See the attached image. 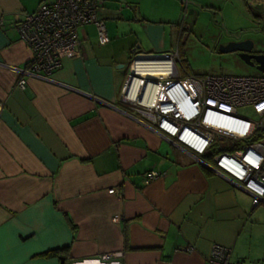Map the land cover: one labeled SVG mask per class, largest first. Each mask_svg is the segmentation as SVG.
<instances>
[{"label":"crops","instance_id":"obj_1","mask_svg":"<svg viewBox=\"0 0 264 264\" xmlns=\"http://www.w3.org/2000/svg\"><path fill=\"white\" fill-rule=\"evenodd\" d=\"M42 1L0 0V264H209L214 244L264 264V204L119 102L127 68L110 45L135 39L130 60L169 52L185 0H103L109 43L79 28L77 54L19 90L32 54L16 27ZM241 1L264 15L261 0ZM139 37L149 50L134 48ZM151 171L164 175L146 183Z\"/></svg>","mask_w":264,"mask_h":264},{"label":"built area","instance_id":"obj_2","mask_svg":"<svg viewBox=\"0 0 264 264\" xmlns=\"http://www.w3.org/2000/svg\"><path fill=\"white\" fill-rule=\"evenodd\" d=\"M103 4V0H45L25 15L16 29L32 57L26 68L16 69V87L24 90L27 77L50 81L62 59L77 54L79 28L94 26L98 44H108L105 21L99 15ZM138 56L127 67L119 102L203 167L246 192L253 206L264 204V77L192 75L177 48L157 54L154 60ZM136 61H146L144 68H136L147 76L133 72ZM244 110L250 115H240ZM226 141L235 147L217 152L213 163L202 160L217 142ZM163 175L151 171L145 182ZM208 262L245 264L233 260L230 249L219 244L211 247Z\"/></svg>","mask_w":264,"mask_h":264},{"label":"rangeland","instance_id":"obj_3","mask_svg":"<svg viewBox=\"0 0 264 264\" xmlns=\"http://www.w3.org/2000/svg\"><path fill=\"white\" fill-rule=\"evenodd\" d=\"M180 12L178 25L181 31L168 26L165 44L166 50L170 51L180 47V60L189 74L264 77V73L245 65L236 53L219 51L220 47L230 43L250 41L254 51L264 53V15L256 18L241 0H189ZM82 33L83 30L78 31V34ZM124 36L120 35L119 41L113 42L110 48L114 53L124 55L122 63L126 69L131 61L127 47L135 39ZM139 40L134 48L150 49L146 37H139ZM245 113L250 115L249 110L241 111L240 115ZM235 145L227 141L217 142L214 149H232Z\"/></svg>","mask_w":264,"mask_h":264},{"label":"water","instance_id":"obj_4","mask_svg":"<svg viewBox=\"0 0 264 264\" xmlns=\"http://www.w3.org/2000/svg\"><path fill=\"white\" fill-rule=\"evenodd\" d=\"M252 50H253V43L250 41L230 43L225 47L219 48V51L221 53H236L239 59L245 65L255 68L258 72L261 73L264 71V55L251 54Z\"/></svg>","mask_w":264,"mask_h":264},{"label":"trees","instance_id":"obj_5","mask_svg":"<svg viewBox=\"0 0 264 264\" xmlns=\"http://www.w3.org/2000/svg\"><path fill=\"white\" fill-rule=\"evenodd\" d=\"M247 9H248L249 12H252V10H250L249 7H247ZM253 14H254V13H253ZM254 15H255L256 18H258V16H256V14H254ZM102 19H103V18H102ZM103 20H104V19H103ZM178 54H179V57L181 58V56H180V55H181L180 47L178 48ZM182 62H183V61H182ZM183 63H184V62H183ZM221 150H224V149L216 150V149H214V146H213L212 151H211L209 154L203 156V157H202V160H204V161H206V162H209V163H213V157H214V155H215L217 152L221 151ZM59 251H62V250H53V251H51V252H48L47 255H54V253H57V252H59Z\"/></svg>","mask_w":264,"mask_h":264},{"label":"flooded vegetation","instance_id":"obj_6","mask_svg":"<svg viewBox=\"0 0 264 264\" xmlns=\"http://www.w3.org/2000/svg\"><path fill=\"white\" fill-rule=\"evenodd\" d=\"M251 54H263L264 55V53L257 52V51H254V50L251 51Z\"/></svg>","mask_w":264,"mask_h":264},{"label":"bare ground","instance_id":"obj_7","mask_svg":"<svg viewBox=\"0 0 264 264\" xmlns=\"http://www.w3.org/2000/svg\"><path fill=\"white\" fill-rule=\"evenodd\" d=\"M136 82V81H135ZM138 84V83H137ZM132 94V95H131ZM132 99L135 97V95H134V90H133V92H131L130 93V95H129ZM145 102V101H144Z\"/></svg>","mask_w":264,"mask_h":264}]
</instances>
